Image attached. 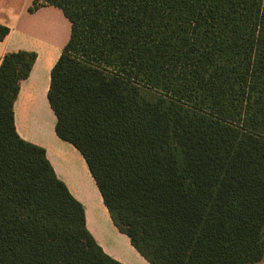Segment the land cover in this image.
Segmentation results:
<instances>
[{"label": "trees", "instance_id": "16d2710c", "mask_svg": "<svg viewBox=\"0 0 264 264\" xmlns=\"http://www.w3.org/2000/svg\"><path fill=\"white\" fill-rule=\"evenodd\" d=\"M60 9L56 136L149 264L264 258V0H33ZM9 28L0 24V41ZM37 54L0 59V264H122L13 105Z\"/></svg>", "mask_w": 264, "mask_h": 264}, {"label": "crops", "instance_id": "0c3cea01", "mask_svg": "<svg viewBox=\"0 0 264 264\" xmlns=\"http://www.w3.org/2000/svg\"><path fill=\"white\" fill-rule=\"evenodd\" d=\"M32 2L0 0V24L9 28L0 41V59L17 50L37 54L13 105L16 131L22 139L45 149L58 179L82 204L86 227L102 250L122 264H149L113 225L81 154L54 132L55 116L47 101L50 71L69 39L70 23L53 6L30 12Z\"/></svg>", "mask_w": 264, "mask_h": 264}, {"label": "rangeland", "instance_id": "374dc122", "mask_svg": "<svg viewBox=\"0 0 264 264\" xmlns=\"http://www.w3.org/2000/svg\"><path fill=\"white\" fill-rule=\"evenodd\" d=\"M40 48H42L41 46H39ZM49 119L47 118V121H48ZM258 264H264V258H263V260L260 262V263H258Z\"/></svg>", "mask_w": 264, "mask_h": 264}]
</instances>
